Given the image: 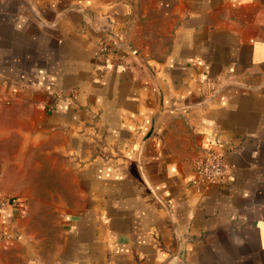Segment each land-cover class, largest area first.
Here are the masks:
<instances>
[{"label": "crops", "instance_id": "0c3cea01", "mask_svg": "<svg viewBox=\"0 0 264 264\" xmlns=\"http://www.w3.org/2000/svg\"><path fill=\"white\" fill-rule=\"evenodd\" d=\"M3 199L0 264H264V0H0Z\"/></svg>", "mask_w": 264, "mask_h": 264}, {"label": "rangeland", "instance_id": "374dc122", "mask_svg": "<svg viewBox=\"0 0 264 264\" xmlns=\"http://www.w3.org/2000/svg\"><path fill=\"white\" fill-rule=\"evenodd\" d=\"M55 174H36V179L37 182L35 183L37 185V189L32 188V193L34 196H36L42 204L39 203V205L35 206V210L38 213V221L36 222L37 228H36V233L37 236H39L40 232L46 230L47 233V239L48 240H53L55 237V232H56V227H55V212L53 211V205H46L43 204L44 201H48L52 199L51 196L55 198L54 193L56 195H61L62 190L61 188H57L55 183L52 181L53 179H57V176L55 177ZM59 176L58 179L59 180ZM71 180L69 179V182ZM27 182V180H26ZM25 184V182H23ZM58 185H60L58 183ZM53 194V195H52ZM38 201V200H37Z\"/></svg>", "mask_w": 264, "mask_h": 264}, {"label": "built area", "instance_id": "2783aa9c", "mask_svg": "<svg viewBox=\"0 0 264 264\" xmlns=\"http://www.w3.org/2000/svg\"><path fill=\"white\" fill-rule=\"evenodd\" d=\"M98 53L103 55L106 53V48L104 45L98 47ZM133 55V53H130ZM197 179L200 182L206 183H216L221 180L226 174V166L220 156L214 151H207L195 162L194 168ZM7 205L6 200L0 201V209ZM14 211L17 215L23 212L22 204L15 202L13 204Z\"/></svg>", "mask_w": 264, "mask_h": 264}, {"label": "water", "instance_id": "95a60500", "mask_svg": "<svg viewBox=\"0 0 264 264\" xmlns=\"http://www.w3.org/2000/svg\"><path fill=\"white\" fill-rule=\"evenodd\" d=\"M130 52L133 53V56L137 55L133 50H131Z\"/></svg>", "mask_w": 264, "mask_h": 264}]
</instances>
